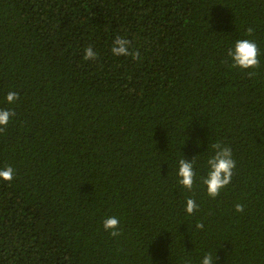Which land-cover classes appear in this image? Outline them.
Returning a JSON list of instances; mask_svg holds the SVG:
<instances>
[{
    "label": "trees",
    "instance_id": "1",
    "mask_svg": "<svg viewBox=\"0 0 264 264\" xmlns=\"http://www.w3.org/2000/svg\"><path fill=\"white\" fill-rule=\"evenodd\" d=\"M243 39L258 68L231 66ZM0 108V264H264V0H0ZM216 143L236 167L212 198Z\"/></svg>",
    "mask_w": 264,
    "mask_h": 264
},
{
    "label": "clouds",
    "instance_id": "2",
    "mask_svg": "<svg viewBox=\"0 0 264 264\" xmlns=\"http://www.w3.org/2000/svg\"><path fill=\"white\" fill-rule=\"evenodd\" d=\"M252 29H248V35L252 34ZM131 41L117 37L112 46V54L115 56H131L134 60L140 59L138 51H129ZM228 57L232 60V67L239 68L241 70L255 69L259 67V49L255 42L249 39L238 40L235 42L234 48L229 49L227 53ZM85 60L97 59V53L93 50V47L89 45L84 50ZM249 77L255 75L254 72H249ZM6 102L9 104L14 103L19 96L16 92H9L6 96ZM14 115V112L9 109L0 108V132H3L8 125L10 118ZM199 146V141H197ZM212 148L215 150V154L208 159L207 164L209 171L207 176L203 179V183L206 186L207 194L215 198L219 195L221 189L226 187L230 182L233 175V169L236 167V162L232 158V152L230 147L222 146L219 143L213 144ZM195 159V158H194ZM188 162L184 158L179 161L178 177L179 184L184 188L191 190L194 184L195 172L193 169V161ZM14 179V169L11 166H6L0 169V180L11 182ZM198 209V205L195 200L188 198L186 200L187 214L191 215ZM236 212H243L244 205L236 204ZM120 227V221L117 217H108L103 221V228L108 231L113 237L121 235L118 230ZM203 223H197L196 229H203ZM215 258L211 254H205L201 259V264H215Z\"/></svg>",
    "mask_w": 264,
    "mask_h": 264
}]
</instances>
